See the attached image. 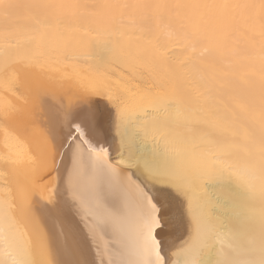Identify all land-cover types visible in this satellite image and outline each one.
Returning <instances> with one entry per match:
<instances>
[{"label":"bare ground","instance_id":"bare-ground-1","mask_svg":"<svg viewBox=\"0 0 264 264\" xmlns=\"http://www.w3.org/2000/svg\"><path fill=\"white\" fill-rule=\"evenodd\" d=\"M262 4L0 0V264L155 260L141 190L166 264H261ZM109 98L106 155L74 162Z\"/></svg>","mask_w":264,"mask_h":264},{"label":"snow or ice","instance_id":"snow-or-ice-1","mask_svg":"<svg viewBox=\"0 0 264 264\" xmlns=\"http://www.w3.org/2000/svg\"><path fill=\"white\" fill-rule=\"evenodd\" d=\"M264 6V4H262ZM110 105V98L108 100L89 99L84 106L73 114L70 122L71 132L69 134V140L75 143L79 139V143L75 145L74 162L81 158L84 152L89 153L91 156L99 159L106 152L103 149H97L93 144V138L98 137L104 131L105 123L109 117L108 108ZM75 134V135H73ZM108 167H112L110 164ZM143 197L141 206L144 208V215L148 219L147 225V239L144 241L141 248V252L144 254L155 255V260H141V261H124L120 259H109L107 261H94L93 264H166L160 257V241L156 240L153 236V229L159 224V218L156 213L159 211L156 204L153 203V197L140 191ZM164 195V194H162ZM92 231H96V227L102 228L103 225H97L92 227ZM119 251V250H118ZM110 255H113L110 253ZM72 264H81L76 261ZM218 264H249V262L240 261L234 262L229 261L226 258L218 261ZM264 264V260L261 261Z\"/></svg>","mask_w":264,"mask_h":264}]
</instances>
